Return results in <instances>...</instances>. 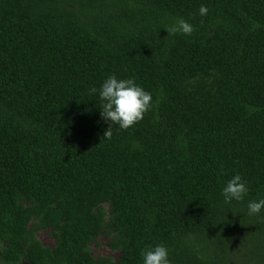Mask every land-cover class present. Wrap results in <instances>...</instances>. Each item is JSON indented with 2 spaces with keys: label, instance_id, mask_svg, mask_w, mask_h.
<instances>
[{
  "label": "trees",
  "instance_id": "1",
  "mask_svg": "<svg viewBox=\"0 0 264 264\" xmlns=\"http://www.w3.org/2000/svg\"><path fill=\"white\" fill-rule=\"evenodd\" d=\"M178 19L190 36L168 35ZM111 75L153 106L107 139L91 89ZM235 175L248 191L225 203ZM260 199L264 0H0L1 264H143L156 245L264 264ZM101 236L117 259L93 256Z\"/></svg>",
  "mask_w": 264,
  "mask_h": 264
},
{
  "label": "clouds",
  "instance_id": "2",
  "mask_svg": "<svg viewBox=\"0 0 264 264\" xmlns=\"http://www.w3.org/2000/svg\"><path fill=\"white\" fill-rule=\"evenodd\" d=\"M208 8L204 5L199 7V14L206 16ZM258 27V25H257ZM168 35L176 33L190 36L194 28L183 19H178L175 24L167 30ZM92 93L98 92L99 99L102 101L100 115L110 121L103 137L110 139L112 136L111 125H118L120 129L127 130L140 122L145 113L153 106L152 94L137 85L132 79H118L115 75L108 76L100 85L99 89L92 88ZM248 189L239 175L229 179L222 189V196L225 203L240 201L246 195ZM249 215L259 214L264 210V199L249 201L247 204ZM143 264H170L168 249L163 245H156L146 249L141 253Z\"/></svg>",
  "mask_w": 264,
  "mask_h": 264
},
{
  "label": "rangeland",
  "instance_id": "3",
  "mask_svg": "<svg viewBox=\"0 0 264 264\" xmlns=\"http://www.w3.org/2000/svg\"><path fill=\"white\" fill-rule=\"evenodd\" d=\"M37 239L41 242L42 245L45 247H53L54 246V239L51 237L49 231L43 230L37 233ZM92 253L93 256H110L114 259L118 258V252L112 251L107 246V239L103 236L99 237L96 241V244L92 246ZM1 264V263H0ZM20 264H27V263H20Z\"/></svg>",
  "mask_w": 264,
  "mask_h": 264
}]
</instances>
